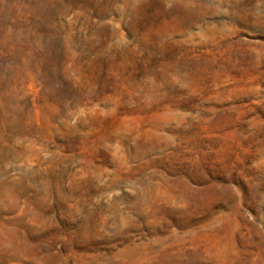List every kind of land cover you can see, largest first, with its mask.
Here are the masks:
<instances>
[{
    "label": "rangeland",
    "instance_id": "374dc122",
    "mask_svg": "<svg viewBox=\"0 0 264 264\" xmlns=\"http://www.w3.org/2000/svg\"><path fill=\"white\" fill-rule=\"evenodd\" d=\"M0 264H264V0H0Z\"/></svg>",
    "mask_w": 264,
    "mask_h": 264
}]
</instances>
